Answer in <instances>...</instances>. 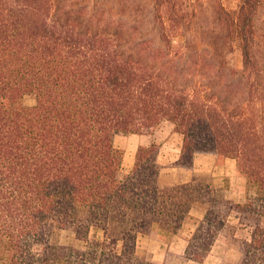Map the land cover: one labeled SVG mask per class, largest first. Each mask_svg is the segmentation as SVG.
I'll return each mask as SVG.
<instances>
[{"label": "trees", "instance_id": "16d2710c", "mask_svg": "<svg viewBox=\"0 0 264 264\" xmlns=\"http://www.w3.org/2000/svg\"><path fill=\"white\" fill-rule=\"evenodd\" d=\"M202 15L181 0H0V264H168L138 235L178 232L194 206L185 258L223 235L238 264H264V0ZM163 120L182 135L175 165L232 157L254 191L236 203L195 174L162 183L156 142L122 175L115 135ZM65 228L78 244L53 242Z\"/></svg>", "mask_w": 264, "mask_h": 264}, {"label": "crops", "instance_id": "0c3cea01", "mask_svg": "<svg viewBox=\"0 0 264 264\" xmlns=\"http://www.w3.org/2000/svg\"><path fill=\"white\" fill-rule=\"evenodd\" d=\"M176 133L178 139L174 142L172 136ZM135 140H137L136 150L139 146L148 145L151 142L159 144V178L163 182L175 183L182 181V179L188 180L193 172L209 173L212 184H218L223 177L227 178V186L223 190L225 198L236 203H243L246 200L247 181L245 176L239 172L236 160L232 157H225L219 161L214 153L197 152L194 156L193 168L188 169L175 165L181 152L182 135H179L174 130L173 125H169L166 129L165 127L157 126L151 132L135 134ZM203 215L204 208L194 206L189 210L178 232H169L156 226L154 228L156 236L159 238L160 235L169 234L168 250L175 255H180L184 252L187 239L194 232L197 223L202 219ZM157 237L151 238L157 242V245L150 242L149 239L147 240V243L150 244L148 250L154 253L156 261L162 262L164 254H162V247Z\"/></svg>", "mask_w": 264, "mask_h": 264}, {"label": "rangeland", "instance_id": "374dc122", "mask_svg": "<svg viewBox=\"0 0 264 264\" xmlns=\"http://www.w3.org/2000/svg\"><path fill=\"white\" fill-rule=\"evenodd\" d=\"M184 5L186 4L190 14L194 17H196L197 21L203 20V15L201 19V14L204 12L210 4L211 0H181ZM226 6L229 7H235L238 3V0H223ZM200 23V22H198ZM205 23V22H202ZM231 61L234 63L235 66H240L241 64V57L240 52L238 48L235 46L234 52L231 54ZM22 102L25 105H33L36 100L33 94H25L23 96ZM171 122H168V120H163L159 125L162 127H169ZM157 128V127H156ZM135 134L138 133H117L114 138V144L118 148H120L123 151V159H122V165H121V174H126L130 171V169L133 166L134 160H135V154H136V144L137 140H135ZM179 135H181L178 132ZM178 136L177 133L172 136V140L175 142L177 141ZM195 174L199 180L203 181H210L211 183V176L209 173H196L193 172L191 175ZM190 177V176H189ZM192 177V176H191ZM190 177V178H191ZM184 179H182L183 181ZM162 183L163 182L161 180ZM213 183V182H212ZM213 186L217 189L219 193H223L224 187L227 186V178L223 177L220 179L218 184H213ZM246 195L248 192L254 191L252 187L247 186ZM203 208V207H202ZM231 222H236V218L231 216L230 218ZM155 232V230H154ZM90 235L101 237L102 231L97 228H92L90 230ZM156 233L148 234V233H140L137 238V252L139 254L143 253H150L153 260L154 253L150 250H148L149 245L147 243V240L149 239L150 242L157 245V242L152 240L151 238H155ZM158 238V237H157ZM159 241L161 244V251L162 254H164V260L162 262H167L168 264H238V259L240 257V252L237 248V245L230 241L226 236H220L216 242L214 243L211 251L206 256L204 261L198 262L191 259H187L184 257V252L180 255H175L171 253L167 248V243L169 242V234H163L159 236ZM53 242L63 243V244H78V241L75 239V233L70 228L60 229L57 230L56 233L52 236ZM156 261V260H155ZM158 262V261H157ZM161 263V262H159Z\"/></svg>", "mask_w": 264, "mask_h": 264}]
</instances>
